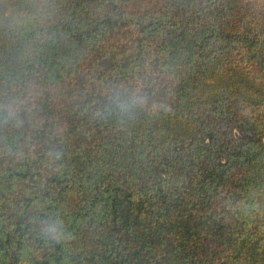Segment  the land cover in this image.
Instances as JSON below:
<instances>
[{"label": "trees", "instance_id": "obj_1", "mask_svg": "<svg viewBox=\"0 0 264 264\" xmlns=\"http://www.w3.org/2000/svg\"><path fill=\"white\" fill-rule=\"evenodd\" d=\"M0 264H264V0H0Z\"/></svg>", "mask_w": 264, "mask_h": 264}]
</instances>
